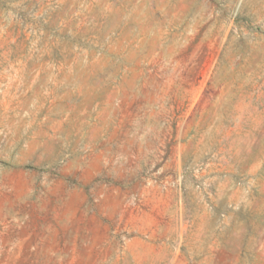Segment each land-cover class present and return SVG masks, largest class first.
<instances>
[{
  "label": "rangeland",
  "instance_id": "obj_1",
  "mask_svg": "<svg viewBox=\"0 0 264 264\" xmlns=\"http://www.w3.org/2000/svg\"><path fill=\"white\" fill-rule=\"evenodd\" d=\"M0 264H264V0H0Z\"/></svg>",
  "mask_w": 264,
  "mask_h": 264
}]
</instances>
